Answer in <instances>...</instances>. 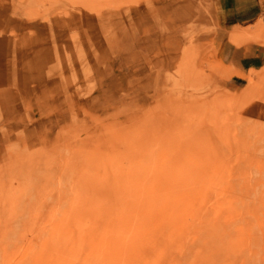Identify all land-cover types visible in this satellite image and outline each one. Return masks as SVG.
Returning a JSON list of instances; mask_svg holds the SVG:
<instances>
[{
	"label": "rangeland",
	"instance_id": "1",
	"mask_svg": "<svg viewBox=\"0 0 264 264\" xmlns=\"http://www.w3.org/2000/svg\"><path fill=\"white\" fill-rule=\"evenodd\" d=\"M213 1L0 0V264H264V70L213 73Z\"/></svg>",
	"mask_w": 264,
	"mask_h": 264
},
{
	"label": "crops",
	"instance_id": "2",
	"mask_svg": "<svg viewBox=\"0 0 264 264\" xmlns=\"http://www.w3.org/2000/svg\"><path fill=\"white\" fill-rule=\"evenodd\" d=\"M212 3L216 24L223 34L213 73L229 90H242L264 70V0ZM257 113L263 116L264 106H259ZM3 137L0 134V142L5 141Z\"/></svg>",
	"mask_w": 264,
	"mask_h": 264
}]
</instances>
